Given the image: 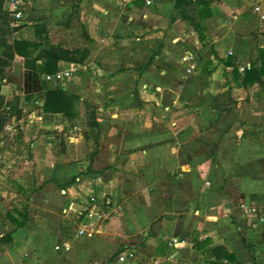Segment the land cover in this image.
<instances>
[{"label":"crops","instance_id":"crops-1","mask_svg":"<svg viewBox=\"0 0 264 264\" xmlns=\"http://www.w3.org/2000/svg\"><path fill=\"white\" fill-rule=\"evenodd\" d=\"M24 1L28 8H53L56 15L71 3ZM81 1L89 36L78 71L83 82L71 88L75 92L67 88L80 97L78 117L55 115L60 119L50 124L63 129L69 149L59 158L43 138L32 145L39 172L31 201L51 209L59 205L64 216L54 220L68 223L73 233L62 227L46 233L37 248L40 260L30 263L197 264L207 251L223 246L237 256L236 264H264V82L243 84L245 70L264 51V0H203L212 11L204 21L207 40L197 33L202 21L195 3L186 11L189 30L175 0H137L133 8ZM166 13L167 24L160 21ZM16 69L33 75L20 56L6 72ZM26 92L2 84L6 99ZM88 110L96 113L98 140L87 126ZM58 182L69 183L62 196L55 193ZM127 196L139 201L133 217L146 219L152 236L143 245H126L123 254L134 256L121 262L123 254L104 253L117 249V234L101 221L111 219ZM143 197L146 201L138 200ZM7 214L0 238L12 233V241L0 247V264H8L23 234L33 232L29 222L16 229ZM71 241H79V255L60 254Z\"/></svg>","mask_w":264,"mask_h":264},{"label":"rangeland","instance_id":"rangeland-1","mask_svg":"<svg viewBox=\"0 0 264 264\" xmlns=\"http://www.w3.org/2000/svg\"><path fill=\"white\" fill-rule=\"evenodd\" d=\"M191 1L194 2L193 0ZM136 2L137 0H107V5L103 8H133L136 6ZM196 2L194 3L196 4ZM69 6L68 10L65 8L64 12L58 15H56L57 13L53 8H34L31 6L28 8V6H25V19L22 22V30L16 37L29 40H42L49 45L59 44L73 50L84 51L87 49L86 45L88 44L89 36L82 25V1L71 0ZM152 8H157L155 2ZM168 14L169 13L162 14V19H160V21H163V23L166 24L169 23L170 18ZM190 19L191 18L188 16L183 17L181 15V20L187 23L186 25L189 30L190 26H192ZM34 21H43V24L38 23L39 25H35ZM172 25L174 24L172 23ZM37 26H42L46 30V33L41 37L36 33ZM199 32H201V29L197 31V33ZM171 33H174L173 27L170 29V34ZM204 35L206 36V32ZM204 40H207V38L205 37ZM198 57L199 56H197V58ZM34 81L36 83H33ZM41 82L42 80L40 78L37 79L34 76L25 75L16 69L15 71L11 70L7 73V81L5 84L8 85L9 83L11 88L18 86V88H24L25 91L34 92L35 89L37 90L38 87H41ZM84 82L86 87L90 88L93 85L91 83V78L88 76L85 77ZM64 85L69 91L73 92H75V89L71 88L80 86L77 82H64ZM35 92L30 94H35L36 96L42 94L41 91ZM13 102H15V99ZM34 113H38V115H35ZM89 113L90 111L88 110V114ZM30 114L32 115V118L30 117ZM56 118L60 119L59 117ZM56 118L54 116L40 114L37 111V108L31 104L26 107V113L23 115L21 125H17V123L10 117L7 123L12 125L13 129L9 130L4 128V131L0 134V220L2 221L0 228L2 227V223H4L2 220L4 213L7 214L9 212V214L14 217H16L15 214H19L22 220L24 216H26V219L29 222L27 227L33 229V232L28 233V235H21V239L17 242L19 245L17 251L11 253L8 260L5 261L8 264H18L19 259L24 261L23 264H32L30 262L33 258L40 260L37 248L44 243L46 237L44 235L46 233L52 234L53 231L59 227H62L64 232H69V234L73 233V229L65 221L55 222V217L59 216L61 218V216H64V209H60V207H58L59 205L53 206V209H51V207L47 205L31 201L33 195L37 192L35 187H37L38 184L37 178L39 172L36 169L34 155L32 153L33 143L38 139L43 138L45 146H47L50 151H53L55 155H59V158L62 155L64 156L66 150L69 149L63 129H55L54 125H50L56 121ZM75 160H78V158H75ZM72 178L74 177H69V180H72ZM20 181L22 183H20ZM22 184L28 186V189L25 190L22 187ZM68 184L69 183L60 184L58 182L57 189L55 188V193L58 194L57 196H62L61 189L65 188ZM145 198L146 197L139 198L138 200H145ZM56 199L57 198H55V200ZM123 199V203H117L116 206L112 204L110 206L116 207L115 214L111 218L113 220L108 219L103 221V223L101 221L103 229L115 230L118 235H116L117 238H113L115 241L113 242L115 248L117 247L115 250L117 251L113 250V248L104 252L106 255H109V257L113 254H116V257L123 254L126 250V245L132 247L143 245L146 243L147 239L152 236L151 233H148V221H146V219L138 220L139 218L133 217L135 213L134 207H137L139 201L133 203V198H128V196ZM59 202H63V197ZM84 208L86 207L81 209L79 215L84 213ZM73 242L74 244L76 243L75 246H72L74 245ZM73 242L71 241V248L69 251L62 250L60 254H73V257L79 255V252L76 250V247L78 246L77 242L79 241ZM59 243L60 245H63L61 239H59ZM52 252L54 251H51V253ZM47 253L48 251L45 249L42 254L45 255ZM88 263L93 264L94 260H89Z\"/></svg>","mask_w":264,"mask_h":264},{"label":"trees","instance_id":"trees-1","mask_svg":"<svg viewBox=\"0 0 264 264\" xmlns=\"http://www.w3.org/2000/svg\"><path fill=\"white\" fill-rule=\"evenodd\" d=\"M191 0H175V6L180 15L186 16V11L189 6L193 5ZM196 6H199V14L201 23L196 26L201 39H204L206 27L204 21L212 16V11L209 7L208 1L198 0ZM23 25L14 26L10 18L9 12L5 9V0H0V134L4 131L6 123L10 116L5 112L7 107L6 98L2 95V84L7 78V68L12 66L16 56L24 59V67L31 72L35 78L41 79L45 75L55 74L59 70V63H75L82 64L86 59V53L64 48L61 45H49L40 40H29L23 38H13L14 34L22 29ZM36 33L43 36L46 30L42 26H37ZM259 62L252 65L251 68L245 70L244 85H254L255 83L264 82V51H259ZM226 62L225 65H230ZM42 94L36 96L35 94H27L24 98L16 97L15 102L10 106L11 115L21 119L23 112L20 105L34 104L38 100L43 101L42 111L45 115L55 116L62 115L69 121H73L78 117V105L80 97L74 93L69 92L62 87L53 86L44 80L41 82ZM87 126L95 133V140H98V123L96 120V113L94 111L87 112ZM97 131V132H96ZM86 138L89 134L86 133ZM10 223L16 228H24L27 224L26 216L23 221L7 214ZM12 241V233L4 235L0 238V247ZM113 258L109 260L112 262ZM238 262L237 256L230 253L225 247L218 246L210 249L205 253L204 258L196 259L197 264H236Z\"/></svg>","mask_w":264,"mask_h":264},{"label":"built area","instance_id":"built-area-1","mask_svg":"<svg viewBox=\"0 0 264 264\" xmlns=\"http://www.w3.org/2000/svg\"><path fill=\"white\" fill-rule=\"evenodd\" d=\"M25 6H26V2L24 0H5V9L9 12L10 18L13 21L14 26L22 25V22L25 19V17H24V9H25L24 7ZM255 9L258 12L261 11V8L259 6H257ZM79 68H80L79 64L60 62L59 63V70L55 74H49V75L43 76L42 80H44L45 82H47L53 86L62 87L63 89H67V87L64 85V82H80V83L83 82L82 76L80 74H78ZM4 83H6V80H4ZM33 83H36V82L34 81ZM35 88H36V86H35ZM39 89H40V87H38L37 90L35 89V91L39 92L40 91ZM34 92H28L27 91L25 95L21 96V98H24L27 94L34 93ZM18 95H20V94H17V96H15L14 99L16 97H19ZM14 99H13V97L6 99V102L8 105L5 108V112L17 123V125H21L22 121H23V119H22L23 115H24V113H26V107L28 105H24V104L20 105V109H22V111L24 113H23L21 119H17L16 116L11 115V109H10V106L13 103ZM33 105L37 108V111L40 114L44 115V113L41 109L43 106L42 100L37 99ZM34 114L38 115V113H34ZM30 117L32 118V115ZM5 128L9 129V130L13 129L12 125H10L8 123L6 124ZM93 200H94V198L92 197L91 202H93ZM87 215L91 216L92 212L87 213ZM83 233L84 232L80 229L78 232V235L80 236ZM133 256H134V253L123 254L119 257V259L121 262H125L128 258H132Z\"/></svg>","mask_w":264,"mask_h":264}]
</instances>
